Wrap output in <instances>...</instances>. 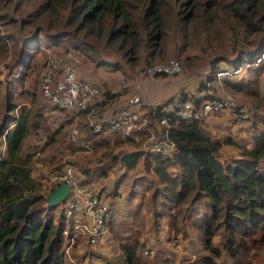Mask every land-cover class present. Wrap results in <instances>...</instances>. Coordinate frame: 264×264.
<instances>
[{
	"label": "trees",
	"instance_id": "trees-1",
	"mask_svg": "<svg viewBox=\"0 0 264 264\" xmlns=\"http://www.w3.org/2000/svg\"><path fill=\"white\" fill-rule=\"evenodd\" d=\"M5 2L18 9L32 6L20 27L22 31L28 27L36 30L29 36L36 37L42 30L58 42L69 40L67 47L60 46L76 50L79 40L102 49L101 53L116 54L130 66L152 65L172 54L185 56L180 60L185 70V63L191 67L198 57L189 50L199 49L211 57L209 70L214 73L245 57L253 59L264 50V0H0V9ZM6 49V43L0 41V56H6ZM226 53L240 56L229 58ZM263 73L264 65L225 84L235 92L258 97V75ZM23 77L14 80L23 81ZM8 88L7 113L0 126V264H73L66 253L67 222L62 204H45V195L53 188L33 176L31 159L23 156L29 116L19 113L15 117L17 103L12 87ZM197 89H205L204 81ZM104 95L110 101L97 104L100 112L116 96L110 91ZM187 95L182 92L158 108ZM170 124V137L178 147L172 157L121 149L119 133L109 135H118L112 143L107 135L94 134L85 125V135L77 139L80 142L69 143L77 147L75 143H85L87 147L77 150L91 148L98 155H83L70 162L78 176L86 177V183L108 178L119 162L127 170L141 164L159 185L153 198L162 200L159 215L166 218L170 232L187 235L184 223L195 216L191 227L205 253L181 261L171 254L160 257L161 264H228L227 259L232 264H257V257L264 252V119L256 122L247 146L235 143L242 152L225 161L221 159L222 142L210 139L199 122L172 119ZM62 166L50 165L49 171L61 173ZM171 168L177 171L171 173ZM216 238H221V247L215 244ZM78 240L76 244H82L83 239ZM143 245L138 240L121 245L126 264H154L140 255Z\"/></svg>",
	"mask_w": 264,
	"mask_h": 264
},
{
	"label": "rangeland",
	"instance_id": "rangeland-1",
	"mask_svg": "<svg viewBox=\"0 0 264 264\" xmlns=\"http://www.w3.org/2000/svg\"><path fill=\"white\" fill-rule=\"evenodd\" d=\"M11 1L13 2V0ZM31 7V5H25L21 9H18L17 7H14V3L5 2V6L0 9V15H4L2 19H0V41L7 45L6 56H0V65L4 64L7 68L6 74H2L0 71V81L2 82V84H0V126L7 113L6 90L7 87H12L11 91L14 92V102L17 103L16 111L14 112L15 117H17L19 113H24L29 116L30 121V131L22 148L23 156L31 159L30 165L33 169V176L36 179L44 180L46 183L45 185L50 186L51 177L57 172L55 171L51 174L49 171L50 165L61 163L63 169L66 164L75 166L70 161H78L83 158V155L95 157L98 153L95 154L91 148L77 150L82 147H87L85 143H75L80 147L73 146L69 143V140L75 142L72 138V131L75 128L79 130V133L77 134L78 137H80V135H85L86 133L85 125L88 124L83 113L56 110L40 103L42 101L39 90L40 71L45 63L44 53L41 48L53 46L54 44L67 47L69 40H59L58 42V40L47 36L42 30L38 32L39 34L36 37L34 35L29 36L36 33V30L33 31L32 27H28L22 31L20 29L23 23L22 19L31 11ZM171 44L173 46V43H170V47ZM77 46L78 51L82 54L83 58L95 65L94 68L102 71L107 77L111 75V72L115 74V76L121 75L125 77L123 80L116 83V87L112 90L114 92L107 89L105 90V88H100L101 96L98 103L103 100L105 96L104 94L108 91L114 94L115 90L119 88L122 89L121 93L116 94L112 100L118 98L125 91H127L128 94L131 93L132 86L129 84L133 82V78L135 77L136 79H140L138 73L145 67L149 66L143 64V66L127 65L125 62H120L119 60L121 59L116 54H109L107 52L101 53L102 49L79 40L77 41ZM40 53L43 55L41 61H39ZM189 53H195L198 57L194 60L191 67H186L185 63V70L182 75L186 76H184L183 79L184 81L190 80V84H192L197 80V77H199V80L197 81V87L199 88L205 72L210 69L211 57H207L205 53L199 49L189 50ZM238 53H226L225 55L229 58H235L240 56ZM184 57V55L178 57L177 55L170 54L166 60L155 61L154 64L166 63L172 58L184 61ZM215 57L216 56H213L212 58ZM27 60L29 63L27 64L28 67L25 68L24 64H26ZM20 69L21 71L19 72ZM18 72L20 73L19 77L24 76L23 81L18 82L14 80L17 79L15 75ZM248 75L249 74L243 78L245 79L244 81L248 80ZM259 76L261 78L257 80L259 81L257 86L259 92L258 97H252L244 92H235L228 88L226 84L223 89H221L224 97L234 99L240 106L248 110L250 114L249 118L240 117L236 114L231 116L230 119L228 116H224V114L221 113L216 116V120L214 119L212 122H206L201 125L202 130L208 137H210V139L222 142L223 148L221 159L223 161L230 160L232 157L238 156L239 153L242 152L243 149H240L237 144L247 146L250 138L256 130V122L264 119V73L262 76L259 74L258 78ZM253 77L254 75L251 74L252 79H254ZM123 85L125 87H123ZM10 88H8V90ZM32 103H34V106ZM37 104L40 106H37ZM97 104L94 106V109L99 113L100 110L96 109ZM39 107H41V109ZM44 109L47 110L45 112V123L36 115H43L41 110ZM9 125L10 124H8V126ZM1 133L2 131L0 129V148L3 145ZM107 137H109L113 143L118 135ZM121 141V149L133 151L139 148L138 145L131 142H126L123 139L120 140V142ZM76 142H80V139ZM104 151L105 150H101L100 153ZM169 171L175 173L177 170L171 168ZM46 177H50V179L47 180ZM152 180L153 178L147 174L143 165L140 164L135 170H127L120 162L116 164L108 178H95L93 180L98 189L101 187L106 189V197H109L110 200H115V197L122 199L112 205V213L111 216L108 217L107 222L108 234L105 239L107 248L110 246L111 248L108 255L106 257L102 256L101 260L95 257L96 261H100V264H126L124 261L125 255L121 245L129 246L134 244L137 240L140 242L143 240L144 242H141L142 245L148 243L155 253L156 251L158 252L161 258L168 253V251L165 250L168 247V243H171L172 245H180L178 253L181 256V259L185 257V259L190 257L195 258V256L199 257L201 253H205L196 232L192 230L191 227V223L195 219V216L184 223L187 235L183 232H175L173 234V232L169 231L166 224V218L159 215L161 214L160 211H162V200H159V198H153V192L159 187V185ZM119 189H122L123 192H118ZM64 236L66 238V244L69 246L70 240L68 235L64 234ZM78 239L84 238L82 236L76 237L75 242L70 249L71 252L73 251L74 255L75 253H78V249L81 245L76 244ZM215 244H217L218 247H221V238H216ZM144 246L145 245L140 247V249L138 248L140 255L141 252L145 251ZM86 251H91V248L89 247ZM173 254L175 255V253ZM89 255L91 257L93 256L91 252ZM79 256L81 262V260H83L82 253H80ZM79 256L77 255L76 258L79 259ZM257 258V264H264V252H261ZM71 261H73V259H71ZM148 262L154 264L162 263L159 257H157L154 262H151L150 260ZM218 263L220 264V262ZM227 263L232 264L233 262L231 259H227Z\"/></svg>",
	"mask_w": 264,
	"mask_h": 264
},
{
	"label": "built area",
	"instance_id": "built-area-1",
	"mask_svg": "<svg viewBox=\"0 0 264 264\" xmlns=\"http://www.w3.org/2000/svg\"><path fill=\"white\" fill-rule=\"evenodd\" d=\"M41 50L45 63L40 71L39 90L49 107L83 113L94 134L109 136L119 133L124 141L138 145L137 150L155 153L164 158L172 157L178 151L177 144L170 137L172 119L197 121L202 125L226 112L231 116L238 114L249 118L248 110L234 99L224 97L221 89L225 81L241 77L247 70L264 65L263 50L253 59L245 57L236 65L223 67L214 73L206 71L203 78L205 89L198 93H188L184 99L176 97L158 108L160 104H147L141 93L135 90L136 92L129 93L125 107L117 111L107 108L98 113L94 106L100 101L101 87L79 76L78 71L84 61L82 54L76 49L61 46H47ZM0 71L6 74L4 64L0 65ZM183 71L182 62L172 58L169 62L145 67L138 73L140 79H135L140 88L157 76H180ZM19 72L16 77L20 76ZM121 90H115L114 94H120ZM103 100L110 101L107 96ZM158 113L159 118L156 117ZM72 132V138L77 141L79 130L75 128ZM77 174L73 165L66 164L63 171L53 175L50 181L53 191L63 182L70 185V193L61 205L68 222L64 230L70 240L66 251L68 255L78 236L85 237L91 245L103 240L108 231L106 219L110 214V206L98 188L86 183V177ZM144 253L153 254L154 251L145 249ZM171 254L173 251H169L167 256Z\"/></svg>",
	"mask_w": 264,
	"mask_h": 264
},
{
	"label": "crops",
	"instance_id": "crops-1",
	"mask_svg": "<svg viewBox=\"0 0 264 264\" xmlns=\"http://www.w3.org/2000/svg\"><path fill=\"white\" fill-rule=\"evenodd\" d=\"M43 58L42 53H40L39 56V61H41ZM95 65H93L92 63L88 62L87 60L84 59L82 65L79 68V76L82 79L88 80L94 84L99 85L101 88H105V90H114V88L116 87V83L118 81L123 80L125 77L124 76H115V74H113L111 72V75H109L108 77L102 73V71H100L99 69H95L94 68ZM29 74V73H28ZM199 74V73H198ZM186 75H180V76H157L155 78H153L151 81L143 84L140 88H138L137 86V80L135 78H133V82H131L129 85H131V89L132 91L136 92H140L143 99L145 100V102L149 105H156V104H160L161 102L170 99L171 97L174 96H178L180 93L184 92V93H198L199 90L197 89V81L199 80L197 77V80L194 81L192 84L190 80H186L184 81L183 77ZM28 77V76H27ZM196 82V83H195ZM135 85V86H133ZM136 90V91H135ZM113 92V91H112ZM128 93L127 91L123 92L122 95H120L118 98H115L114 100H112L111 102H109L107 104V108L109 110L112 111H117L120 110L121 108L125 107L127 104V97H128ZM42 105H47V103L43 100L40 102ZM34 106V103H32ZM31 104V106H32ZM110 105V106H109ZM37 106H40L37 104ZM41 109V107H39ZM43 112L42 114H36L38 116L39 119H42V121L46 120V114L45 112L47 110H41ZM224 116H228L229 118L231 117V115L229 113H223ZM215 120L217 119L216 117L214 118ZM231 119V118H230ZM210 125V124H208ZM211 126V125H210ZM92 185L96 186L94 182H91ZM116 184V183H115ZM115 186V185H114ZM101 196L108 202L110 208L112 209V205L115 202H119L120 200H122L119 197H115V200H110L109 197H106V193L105 190L102 187L98 189ZM118 192L122 193V189H119ZM109 193V191H108ZM112 211H110V214L108 215L111 216ZM108 217L106 219V223L108 222ZM108 225V224H107ZM108 234V231H107ZM106 234V235H107ZM106 236L104 237L103 240H101L100 242H98L95 245H92L93 247L89 246L91 248V251H86L89 247H88V241L86 238L83 239L82 244L80 245V248L78 249V253H73V251L71 252V254L69 256H71L70 260L73 259V261H71L74 264H89V263H94V264H100V261H96L95 257L99 258V260H101L102 256L106 257L108 255V253L110 252V248H107L106 246ZM141 242H144L143 240ZM144 250L145 249H151L152 251H154L152 249V247H150V245L148 243H144ZM172 246V247H171ZM180 246V245H179ZM179 246L177 245V247H174L171 243H168V247L165 249L168 251H173V253H175L176 260L177 261H181L184 260L185 258L181 259L179 252ZM156 251V250H155ZM91 252V254H93V256L91 257L89 255V253ZM82 253V259L80 262V256L79 254ZM167 253V254H168ZM144 252H141V255L144 257V259L150 260L151 262H154L155 259H157V257H161L158 252L156 251V253L154 252L153 254H145L147 256L144 255ZM167 254L165 256H167ZM79 256V259L76 258V256ZM173 255V254H172ZM195 256V255H194ZM149 257V258H148ZM183 257V256H182ZM191 258V257H190ZM189 259V258H187ZM91 261V262H90ZM80 262V263H79Z\"/></svg>",
	"mask_w": 264,
	"mask_h": 264
},
{
	"label": "water",
	"instance_id": "water-1",
	"mask_svg": "<svg viewBox=\"0 0 264 264\" xmlns=\"http://www.w3.org/2000/svg\"><path fill=\"white\" fill-rule=\"evenodd\" d=\"M70 193V185L61 183L53 192L45 195V204L47 207H55L61 205Z\"/></svg>",
	"mask_w": 264,
	"mask_h": 264
}]
</instances>
